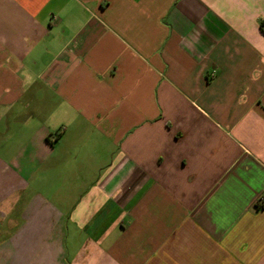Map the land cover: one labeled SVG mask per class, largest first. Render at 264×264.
<instances>
[{"label": "crops", "instance_id": "crops-1", "mask_svg": "<svg viewBox=\"0 0 264 264\" xmlns=\"http://www.w3.org/2000/svg\"><path fill=\"white\" fill-rule=\"evenodd\" d=\"M264 0H0V264H264Z\"/></svg>", "mask_w": 264, "mask_h": 264}, {"label": "built area", "instance_id": "built-area-1", "mask_svg": "<svg viewBox=\"0 0 264 264\" xmlns=\"http://www.w3.org/2000/svg\"><path fill=\"white\" fill-rule=\"evenodd\" d=\"M256 207L257 208H262L264 207V198H259L256 202Z\"/></svg>", "mask_w": 264, "mask_h": 264}]
</instances>
